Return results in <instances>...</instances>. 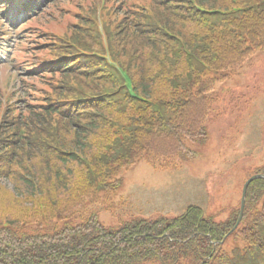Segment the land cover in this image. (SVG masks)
Here are the masks:
<instances>
[{
    "label": "trees",
    "instance_id": "1",
    "mask_svg": "<svg viewBox=\"0 0 264 264\" xmlns=\"http://www.w3.org/2000/svg\"><path fill=\"white\" fill-rule=\"evenodd\" d=\"M50 5L39 19L51 15L64 32L42 25L21 90L0 88V198L18 206L0 218V264H264V180L250 186L233 233L248 246L232 252L220 242L238 213L221 225L191 206L114 230L86 214L139 157L169 167L186 141L205 139L217 82L264 51V0Z\"/></svg>",
    "mask_w": 264,
    "mask_h": 264
},
{
    "label": "rangeland",
    "instance_id": "2",
    "mask_svg": "<svg viewBox=\"0 0 264 264\" xmlns=\"http://www.w3.org/2000/svg\"><path fill=\"white\" fill-rule=\"evenodd\" d=\"M15 39L7 35L6 41ZM220 75L207 69V76ZM228 90L237 95V102L225 101L226 113L219 122L206 124L204 140L187 142L194 155L179 169L156 170L140 159L121 173L116 192L103 195L102 204L88 207L94 208L104 226L117 228L133 218L175 217L191 205L202 207L217 223L228 221L249 174L264 166V51L255 53L233 78L217 82L224 98ZM2 202L3 197L0 218L16 213L18 206ZM245 246L244 240L232 235L223 247L232 252Z\"/></svg>",
    "mask_w": 264,
    "mask_h": 264
},
{
    "label": "water",
    "instance_id": "3",
    "mask_svg": "<svg viewBox=\"0 0 264 264\" xmlns=\"http://www.w3.org/2000/svg\"><path fill=\"white\" fill-rule=\"evenodd\" d=\"M256 178V177H255ZM255 178L251 179L245 186V189H244V195H243V203H242V211H243V208H244V204H245V196H246V191H247V187L249 185V183L254 180Z\"/></svg>",
    "mask_w": 264,
    "mask_h": 264
}]
</instances>
